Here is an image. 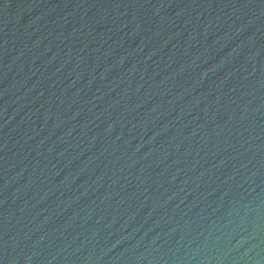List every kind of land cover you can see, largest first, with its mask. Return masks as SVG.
Masks as SVG:
<instances>
[{
    "label": "water",
    "instance_id": "water-1",
    "mask_svg": "<svg viewBox=\"0 0 264 264\" xmlns=\"http://www.w3.org/2000/svg\"><path fill=\"white\" fill-rule=\"evenodd\" d=\"M0 264H264V0H0Z\"/></svg>",
    "mask_w": 264,
    "mask_h": 264
}]
</instances>
